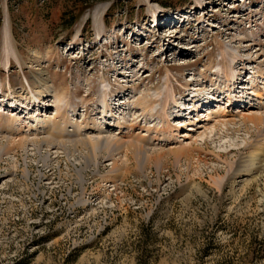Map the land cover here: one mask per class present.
Instances as JSON below:
<instances>
[{
	"label": "rangeland",
	"instance_id": "obj_1",
	"mask_svg": "<svg viewBox=\"0 0 264 264\" xmlns=\"http://www.w3.org/2000/svg\"><path fill=\"white\" fill-rule=\"evenodd\" d=\"M224 47L248 61L231 62L238 81L263 86L249 77L257 66L264 72V0H0L2 128L15 114L54 117L58 93L71 104L62 113L74 108L78 121H97L103 76L114 116L135 125L123 132L148 138L150 150L136 156L123 147L114 169L112 160L91 163L81 147L74 157L58 149L46 163L32 146L2 155L0 264H264V183L243 189V173L224 161L248 153L250 134L239 124L229 125L242 128L234 132L220 125L218 135L197 128L216 121L204 120L207 108L249 112L247 101L229 106L218 72ZM166 77L176 138L159 140L160 112L129 103L162 91ZM37 81L48 89L45 102L32 98ZM215 84L218 99L201 107L193 96H213ZM120 100L129 105L118 109ZM178 139L195 147L168 152Z\"/></svg>",
	"mask_w": 264,
	"mask_h": 264
},
{
	"label": "bare ground",
	"instance_id": "obj_2",
	"mask_svg": "<svg viewBox=\"0 0 264 264\" xmlns=\"http://www.w3.org/2000/svg\"><path fill=\"white\" fill-rule=\"evenodd\" d=\"M156 17L157 16H155L154 20H157ZM173 29L174 31H177V33H179L178 29L172 28V30ZM222 53L224 56L223 65L225 66V69L223 70L221 64H219L218 67L220 68V70L218 72L224 74L225 81L227 82L226 86L230 88V89H226V94H225L229 106L236 105V103L238 104V102L247 101L245 102V104H247V110L249 112L244 113L241 111L240 112L237 111L232 113L231 112L232 110H229V112L227 111L228 113H226L224 109H220V106L219 109L217 110H209V108H207L206 110L208 112H205V115L203 116L205 118L204 120H209L213 116L216 121H214L210 126H208L206 123L204 125L202 123H198L197 128L204 127V129L207 128L214 129L215 130L214 134H217L220 125H225L226 130H230L231 132H234V131L242 130V128L240 126H237V128L233 129L230 128L231 126L230 124L233 125L239 124L243 127L244 131L250 134L248 141H246V149L248 150L247 154L246 153L245 155L242 154L235 162H232L227 158L224 159L225 163L229 167V170L233 171V175L237 173H243L242 177L244 178L240 180L241 183L243 184H241L240 187L243 188L244 184L248 185L249 187L251 184L257 181H263L264 183V102H263L264 82H263V86H260L259 85L260 83H254L252 84L253 85L252 87L248 88V85H244L243 82H245V84L246 83L248 84L249 82L250 84V81H248V79L246 81L243 80L238 81V77H237L238 75L235 73V69L232 67L231 64V62H238L239 65L240 64L245 65L248 63V61L246 59H243L242 56L236 55L235 52L231 51L230 48L228 47L227 48L224 47ZM4 63L5 65L9 63L8 57L5 59ZM166 71L167 73L169 72L168 68H166ZM199 75H201V73H199ZM263 75L264 72L261 66H257L256 68H254V70L252 71V76H250L249 78H252L253 80L261 78L264 81ZM37 82L40 84L41 89H38L36 93L32 95V98L34 99V101L36 100L41 101L42 98H40V96L44 94H48V89L47 88L44 89V84L40 83V81ZM198 85L200 84L199 83L195 84V86ZM235 85H237L236 86L237 89L236 88L233 89ZM212 86L213 87L209 89L210 91L213 89V92H210L211 95L213 96L209 97L204 95L201 97V99L200 98L198 99V97L193 96V98L201 102L204 101V104L201 105V107L202 106L205 107L206 104H209L211 97L218 99V96L221 93V87L220 86L218 87L216 84ZM132 87H130V89L134 90V88ZM30 88L32 87L30 86ZM216 92H218V94ZM99 93H100V97L98 100L100 102L99 105L100 116L98 117L97 121H92V123H90L89 121H78L77 119L78 113H76L74 108L71 109V112H73L74 115L72 114L70 116L68 115V112L62 113V109L66 107L68 108L71 107V104L68 102L69 99L64 93L55 94L56 112L54 117L52 118L30 116V117H26V119L25 118L21 119L17 114H15L8 118V120H10V123L9 125H6V129H3L2 128L3 125L1 124V122L4 118L0 114V127H1L0 128L1 129L0 159L2 155L10 154L11 152L13 153L15 148H21L26 151L28 150L27 149L28 146H32L31 149L35 150L37 152V155L40 156L38 158L39 161L41 160L45 163L48 160L50 154L58 152L57 151L58 149H60L61 152H63L66 156L69 155L73 156L76 154V151L78 150L79 147L85 150L86 152L85 157H87L89 161L95 165H98L101 159L108 161L112 160L113 169L118 165L117 164L118 158H116V156L121 154L120 150L125 146H127V148L129 147V149H131L132 152H134L133 154L136 156L146 155V157H149L148 154L150 153L148 152L150 150L145 148L146 147L145 145L147 143L146 141L148 138L143 136L136 137V135H132L130 137L127 136L125 132H123L124 129H128V130L130 129L129 131H132L133 133L135 125L134 124L127 125L125 120H120L119 117L114 116V107H113L114 103L109 101V98L111 94H113V91L110 89V85L106 83V79H104L103 76L100 81ZM11 94L14 95L13 92ZM198 94L201 95L202 92L199 91ZM173 96H174V90L169 88L168 78L166 77L162 91L157 90L152 94L147 93L141 95L135 102L129 103L139 106L137 109H141L143 113H146L147 115L150 116L156 114V112L158 111L160 112L161 120L163 118L166 121L162 125V127H160L158 130L162 135L159 138V140H163V139L172 140L176 138V135L172 134L173 126L168 121L169 115L166 110L167 100L169 97L172 98ZM14 97L16 96H13V98ZM122 98L125 99V95ZM123 100L117 102L116 107L118 109H121L123 105H129L128 103H126L127 101L125 102ZM42 101L45 102L44 99ZM160 101L163 102V105H161L159 110H156L155 105L159 104L158 102ZM191 107L193 108L191 109L190 112L195 111L198 108V106L196 105L194 106L192 105ZM184 108L181 107V109L183 110ZM181 109L179 110L181 111ZM253 109H257V110L252 111ZM200 111H204V109L203 110L201 109ZM57 115L59 116V118L58 120H55ZM219 116L220 117L222 116V118L221 119L216 118ZM28 118L29 119L34 118L33 124L32 121L31 122L30 120L27 121ZM135 118L137 119V117ZM197 120L198 122H200L199 117H197ZM67 121L69 122L68 126L70 129L66 128L67 127L66 123H68ZM191 122H192L191 125L193 127L197 126V123L196 124L193 123L194 121ZM182 125H185V123H183ZM110 127H113L114 129L112 130L110 129ZM193 127L191 129H194ZM115 129H118V131L116 132ZM62 131H66L68 136L67 138H64ZM181 134H182L181 136L183 137L185 136V138H191L190 135L186 132H183ZM71 135H76L78 137L70 139L72 137ZM171 142L172 141H167L166 143H171ZM182 142L183 141L179 139L177 141H174V143L176 144L178 143V145L169 147L167 149L168 152L179 155L181 154V151L195 147L192 141L185 142V144ZM43 149H44L43 151L44 154H42ZM52 149H56V150L52 151ZM158 154L160 155V152ZM231 177H229V179Z\"/></svg>",
	"mask_w": 264,
	"mask_h": 264
}]
</instances>
